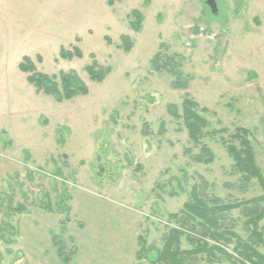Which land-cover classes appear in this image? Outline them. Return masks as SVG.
Listing matches in <instances>:
<instances>
[{"label":"rangeland","instance_id":"374dc122","mask_svg":"<svg viewBox=\"0 0 264 264\" xmlns=\"http://www.w3.org/2000/svg\"><path fill=\"white\" fill-rule=\"evenodd\" d=\"M216 2L213 14L205 0H0V151L12 148L15 165L1 192L14 207L22 203L31 211L49 203L73 222L77 191L97 190L140 217L138 251H146L135 264H160L178 226L171 215L194 190L211 206L215 199L226 206L263 197L257 179L242 180L228 148L239 147L238 129L247 130L264 175V0ZM63 48H78L81 57L63 59ZM157 54L161 64L174 58L190 78L188 89L173 87L169 68L154 70ZM24 57L44 74L75 71L88 93L61 103L37 93L19 69ZM94 61L111 68L102 83L86 71ZM186 93L208 111L201 112L207 127L198 145L182 119ZM244 210L228 214L222 225L249 240ZM17 217L1 214L0 221L16 227ZM259 229L264 238V219ZM65 232L62 227L60 236ZM205 242L208 251L197 255V241L181 238V250L192 252L184 264L242 262L235 242ZM8 247L0 242V264L20 259L7 255ZM259 250L264 255V243Z\"/></svg>","mask_w":264,"mask_h":264},{"label":"trees","instance_id":"16d2710c","mask_svg":"<svg viewBox=\"0 0 264 264\" xmlns=\"http://www.w3.org/2000/svg\"><path fill=\"white\" fill-rule=\"evenodd\" d=\"M137 16L139 21V15L137 14ZM140 21L137 23L136 30H139ZM131 47L132 43L128 39H124V48L129 50ZM60 56L63 59L71 60L75 57H81V52L78 48H75L73 51H67L63 48ZM159 58L160 55L157 54L153 59L154 70L160 71L161 67L169 68V71L176 77V80L173 82V87L184 90L188 89L190 78H184L182 76V73L178 69L179 65H175L174 63V58H167L162 64ZM38 61L42 62L40 56L38 57ZM19 69L27 75V81L35 88L37 93L50 96L56 102L61 103L88 93L86 85L75 71L60 73L59 75L44 74L38 70L35 63L29 57L23 58ZM86 71L92 81L102 83L111 73V68L103 67L94 61L86 67ZM170 108L172 110L170 112L171 115L175 119H178V108L175 105H172ZM201 112L207 113L208 111L206 109L199 110V105L186 93L183 102L182 119L189 132V137L195 145L200 144L203 138V131L207 127V121L202 117ZM249 135L247 130L238 129L233 137L239 141V147L230 145L228 153L233 158L237 171L243 174L242 180L248 184L251 180L257 179L264 191V175L256 166L254 150L251 146ZM202 152L208 153L205 147L202 148ZM60 206L62 210L67 211L66 205L62 203ZM52 207L48 203L43 207V210L54 213ZM241 207H245L243 214L247 218L245 225L250 232L249 240L240 238L235 232L224 230L222 225L226 222L228 214ZM8 212L12 213V215L8 214ZM29 212L27 207L22 203L14 207L12 199L2 192L0 193V213L5 217L21 216ZM60 215L62 216L63 214L61 213ZM171 217L178 226L171 231L163 250L159 254L158 262L160 264H184L186 261L184 257L192 256V252H184L181 250V238L183 237H186L189 242L197 241L198 247L195 250L197 255L208 251L207 247H209V244L205 242V239L206 237H212L217 242H223L227 246L235 242L234 250L241 256L242 262L234 264H264V255L259 250V247L264 243L263 233L259 229V223L264 219V194L259 199H252L240 203L236 202L226 206L219 205V199H215L211 206L194 190L191 194L190 201L185 203L183 210L178 214L171 215ZM70 222L71 218L68 214L65 219H61L62 227H66ZM17 234V225L15 227L6 220L0 221V242L7 247L12 246L16 243ZM142 240L139 237V247L140 243H143ZM66 241H69L70 246H67ZM53 243L63 263L70 264L78 253L75 240L72 237L66 238L65 236L55 235L53 236ZM145 251V246L140 248L137 252L136 259L141 260L144 258ZM210 251L212 253L215 251L225 252L219 247H211ZM6 253L12 254L13 251L7 249ZM225 255L233 261L231 256ZM154 259L155 256L151 258V260Z\"/></svg>","mask_w":264,"mask_h":264},{"label":"crops","instance_id":"0c3cea01","mask_svg":"<svg viewBox=\"0 0 264 264\" xmlns=\"http://www.w3.org/2000/svg\"><path fill=\"white\" fill-rule=\"evenodd\" d=\"M0 151V193L3 178L15 172L9 151ZM74 202L73 222L65 228L78 253L70 264H135L137 234L141 219L128 205L97 190L80 188ZM1 220V213H0ZM75 221V222H74ZM16 243L9 256L18 255L15 264H64L53 243L61 233V216L41 208L16 219Z\"/></svg>","mask_w":264,"mask_h":264},{"label":"water","instance_id":"95a60500","mask_svg":"<svg viewBox=\"0 0 264 264\" xmlns=\"http://www.w3.org/2000/svg\"><path fill=\"white\" fill-rule=\"evenodd\" d=\"M207 4H208V6L210 7L211 12H212L213 14H216V13L218 12V7H217V2H216V0H208V1H207ZM100 175H101V174H100Z\"/></svg>","mask_w":264,"mask_h":264},{"label":"flooded vegetation","instance_id":"af4514ba","mask_svg":"<svg viewBox=\"0 0 264 264\" xmlns=\"http://www.w3.org/2000/svg\"><path fill=\"white\" fill-rule=\"evenodd\" d=\"M207 1H208V0H205V3H206V4H207ZM217 1H218V0H217ZM207 5H208V4H207ZM208 7H209V6H208ZM209 8H210V7H209Z\"/></svg>","mask_w":264,"mask_h":264}]
</instances>
